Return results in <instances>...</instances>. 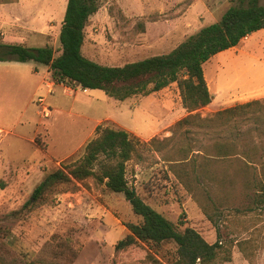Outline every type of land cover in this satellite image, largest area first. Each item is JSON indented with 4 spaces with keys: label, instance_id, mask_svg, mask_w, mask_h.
<instances>
[{
    "label": "rangeland",
    "instance_id": "rangeland-1",
    "mask_svg": "<svg viewBox=\"0 0 264 264\" xmlns=\"http://www.w3.org/2000/svg\"><path fill=\"white\" fill-rule=\"evenodd\" d=\"M98 1V10L84 29L81 53L106 66L166 54L200 28L218 21L229 7L245 3ZM0 2L1 43L48 46L58 55L66 0ZM259 3L264 5V0ZM7 20L33 24L35 31L43 33L18 34L16 27L6 31ZM14 66H21L20 71L33 66L44 70L33 62ZM202 69L211 102L191 112L183 107L175 83L124 101L109 98L100 90L82 92L78 87L57 84L52 93H46L45 88L37 93L43 97L42 105L54 109L52 117L51 113L48 118L36 115L38 108L33 103L23 123L13 128V113L0 114V127L14 133L5 135L0 145V227L7 231L5 245L16 255L34 257L57 238L56 243L72 260L70 264H167L175 251L172 243L155 248L158 253L139 242L115 251V244L128 234L125 225L139 224L141 218L133 214L121 193H111L93 179L59 185L42 204L20 211L44 175L60 163L81 158L85 144L95 136V129L90 134L92 127L100 125L124 130L149 144L126 164L128 186L174 225L184 224L178 231L190 227L209 244L220 241L230 261L220 262L221 251L214 264H264V207L253 205L251 192L243 187V181L264 183V103L256 112L258 120L232 129L233 134L237 132L235 151L246 159L207 160L202 151L209 144L206 133L209 138L211 129L197 123L175 128L189 116L208 118L235 104L264 99V29L215 54ZM35 132L33 145L29 140ZM243 160L249 165L240 171ZM205 213L215 220L216 228Z\"/></svg>",
    "mask_w": 264,
    "mask_h": 264
},
{
    "label": "trees",
    "instance_id": "trees-1",
    "mask_svg": "<svg viewBox=\"0 0 264 264\" xmlns=\"http://www.w3.org/2000/svg\"><path fill=\"white\" fill-rule=\"evenodd\" d=\"M98 2L66 0L58 33V55L54 56V50L48 46L33 48L0 42V62H34L47 68L55 85L60 84L70 89L79 87L87 91L100 90L116 101H124L137 95L146 96L175 83L183 107L191 112L211 102L202 65L215 54L238 46L252 33L264 29V5L259 0H245L244 4L229 7L218 21L200 28L166 54L122 66H106L81 53L84 29L89 18L98 10ZM263 103L264 99L235 104L203 119L198 115L189 116L178 121L175 128L197 123L211 129L209 138L206 133L209 144L202 151L207 160L233 156L246 159L242 152L235 151L233 142H237V132L233 134L232 129H237L240 123L258 120L256 112ZM94 131L95 136L85 144L81 158L72 163H60L59 168L44 175L20 211H28L32 206L42 204L46 196L59 185L93 179L107 191L121 193L133 214L141 218L139 224L125 225L128 234L115 244L116 252L138 242L153 250L164 243H172L175 251L167 259V264H214L221 251L224 255L220 262L230 261L229 252L223 250L220 241L209 244L190 227L178 231V226L183 227L184 224L179 222L178 226L174 225L144 203L133 188L128 186L125 166L138 154L141 147L149 144L142 143L124 130L99 125ZM248 165L243 160L240 171L247 170ZM243 187L245 191L251 192L253 205L264 207V183L257 185L243 181ZM205 215L216 228L215 220L207 213ZM6 236L7 231L0 227V264H70L72 261L63 252L61 244L56 243L57 238L47 242L34 257H28L14 254L4 243ZM59 242L63 243L61 240ZM155 251L158 253V250Z\"/></svg>",
    "mask_w": 264,
    "mask_h": 264
},
{
    "label": "crops",
    "instance_id": "crops-1",
    "mask_svg": "<svg viewBox=\"0 0 264 264\" xmlns=\"http://www.w3.org/2000/svg\"><path fill=\"white\" fill-rule=\"evenodd\" d=\"M20 2V1H19ZM2 5H0L1 7ZM17 25V26H15ZM50 24L48 23V26ZM11 27H16L19 31L18 34L33 33L42 35V31H35L33 24L14 23L6 21L5 30H10ZM48 28V27H47ZM35 48V47H33ZM29 63V62H26ZM26 63H19L15 61L0 62V64L6 65L0 67V114L3 112L13 113V128L16 125H21L26 115V110L30 105L35 104L38 111L36 115H41V105L37 103L38 98H42L37 93L42 89H46V93H52L53 89L57 84H53L50 79L47 68L43 66L44 70H40L37 66H33L28 71H20L21 66H14L16 64L22 65ZM34 63V62H33ZM9 65V66H7ZM60 85V84H58ZM36 98V99H35ZM35 99V100H34ZM48 107V106H47ZM49 108V107H48ZM51 110V109H50ZM54 110V109H53ZM53 110L50 111L52 117ZM97 125V123H96ZM95 127H92L90 134L93 132ZM0 145L2 144L3 137L6 135H14L13 132L4 130L0 127ZM36 132L33 133V137L29 140V143L34 145L33 139ZM3 160L0 158V164ZM1 167V166H0Z\"/></svg>",
    "mask_w": 264,
    "mask_h": 264
},
{
    "label": "built area",
    "instance_id": "built-area-1",
    "mask_svg": "<svg viewBox=\"0 0 264 264\" xmlns=\"http://www.w3.org/2000/svg\"><path fill=\"white\" fill-rule=\"evenodd\" d=\"M79 89L82 90V92H84L86 90V89H81V88H79ZM43 102H44V100L42 98L37 99V103H39L41 105V116L43 118H48L50 116V110L47 106L42 105Z\"/></svg>",
    "mask_w": 264,
    "mask_h": 264
}]
</instances>
